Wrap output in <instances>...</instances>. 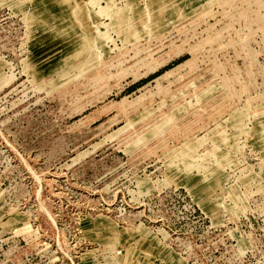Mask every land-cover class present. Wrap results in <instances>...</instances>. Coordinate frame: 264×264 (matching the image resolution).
<instances>
[{
    "label": "rangeland",
    "instance_id": "374dc122",
    "mask_svg": "<svg viewBox=\"0 0 264 264\" xmlns=\"http://www.w3.org/2000/svg\"><path fill=\"white\" fill-rule=\"evenodd\" d=\"M0 264H264V0H0Z\"/></svg>",
    "mask_w": 264,
    "mask_h": 264
}]
</instances>
